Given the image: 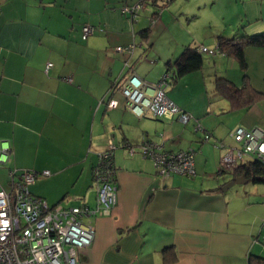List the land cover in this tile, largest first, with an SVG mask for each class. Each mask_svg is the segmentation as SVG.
<instances>
[{
	"label": "crops",
	"instance_id": "1",
	"mask_svg": "<svg viewBox=\"0 0 264 264\" xmlns=\"http://www.w3.org/2000/svg\"><path fill=\"white\" fill-rule=\"evenodd\" d=\"M137 1L0 0V140L11 146L0 168L49 170L29 185L33 195L49 206L94 208L93 166L112 139L116 204L84 218L94 238L77 264H247L250 253L264 256V182L247 179L222 190L239 174L217 172L220 158L210 142L231 143L237 125L264 129V95L251 101L252 93L243 92L238 101L249 102L232 106L213 93L214 77L241 88L247 75L264 92V47L245 48L244 70L218 52L170 85L166 95L192 116L185 123L137 117L120 86L132 73L157 82L186 44L214 48L218 35L264 32V0H170L152 16L163 1L156 0L128 20L120 7ZM84 24L94 26L92 36L81 37ZM161 30L171 36L156 47L149 34ZM129 44L131 54L114 50ZM109 96L115 108L107 107ZM195 120L211 133L209 141L194 130ZM145 141L160 150L193 147L195 174L160 177L141 154ZM166 245L175 251L169 262Z\"/></svg>",
	"mask_w": 264,
	"mask_h": 264
},
{
	"label": "built area",
	"instance_id": "2",
	"mask_svg": "<svg viewBox=\"0 0 264 264\" xmlns=\"http://www.w3.org/2000/svg\"><path fill=\"white\" fill-rule=\"evenodd\" d=\"M156 0H139L131 5L121 7V12L135 19L145 3ZM169 0H165L168 2ZM161 10V5H159ZM160 10L157 12L160 13ZM95 28L84 24L81 37L93 34ZM133 44L116 46L115 51L131 54ZM200 50L213 53L214 50L200 46ZM51 62L45 64L44 70L50 68ZM163 76V75H162ZM70 80V78H65ZM168 81L148 82L135 73L129 74L120 86L127 108L137 117L151 114L155 117L171 118L175 116L180 122L190 120L191 115L180 109L167 95ZM118 101L112 97L107 100L108 108H115ZM194 130L202 132V141L211 139L195 120ZM231 143L222 140L212 142L213 147H224L220 157L218 173H233L249 167L251 161L264 164V129L254 127L247 129L235 126L229 132ZM115 144L109 139L107 147L99 153L93 166L92 177L96 189V206L87 205L63 207L60 204L49 206L47 202L31 193L29 185L39 174L48 175L49 170L7 171L8 187L0 185V264H77L78 253L91 245L94 228L84 218L95 212L109 213L116 204L117 186L114 181L112 163ZM130 151L132 146H128ZM141 154L150 159L160 177L171 174L193 176L195 174V149L188 147L178 151L160 150L158 145L145 141L140 146ZM11 154L8 140H0V165L5 164ZM260 228L264 229V218L260 219Z\"/></svg>",
	"mask_w": 264,
	"mask_h": 264
},
{
	"label": "trees",
	"instance_id": "3",
	"mask_svg": "<svg viewBox=\"0 0 264 264\" xmlns=\"http://www.w3.org/2000/svg\"><path fill=\"white\" fill-rule=\"evenodd\" d=\"M170 1V0H169ZM168 1V2H169ZM162 8L168 3L165 0L162 1ZM160 10V12H161ZM158 15L159 12L154 11L152 16ZM147 29L142 30L140 34L142 37H147ZM200 46L205 45H194V44H186L182 47L179 54L173 59L165 62V71L163 76L159 79H166L168 81V85L174 84L179 77L182 75L199 70L202 68L203 62L205 59L203 58V53H208L213 55L217 52L224 53L228 56H232L236 59L239 67L244 70L247 66L246 58L244 54V50L247 47H264V32H256V33H245L244 31L239 33L236 36L226 37L223 35H218L216 38V46L212 48L214 50L213 53L208 51H202L199 49ZM208 49H211L208 46H205ZM158 80V81H159ZM243 85L241 88L236 87L229 79L222 76L214 77V90L213 93L223 96L228 99L232 106H236L238 104L248 103L249 100H241L238 101V95L250 91L252 96L250 100L252 101L254 98L264 95V92L257 91L253 89L251 84L249 83L248 76H243ZM110 98V96L108 97ZM108 100V99H107ZM148 114V113H147ZM146 115V114H145ZM151 115V114H149ZM144 116V115H143ZM153 116V115H152ZM142 117V116H140ZM155 117V116H154ZM202 133V132H201ZM202 135V134H201ZM112 140V139H111ZM109 141V140H108ZM108 144V143H107ZM234 176L236 174L244 175L246 179H250L254 182H264V164L259 161H251L249 163V167L243 170H235L233 172ZM182 175V174H181ZM236 177V176H235ZM162 255L164 262H169L174 259L175 251L172 245H166L162 248ZM247 264H264V256L250 253L248 255V263Z\"/></svg>",
	"mask_w": 264,
	"mask_h": 264
},
{
	"label": "rangeland",
	"instance_id": "4",
	"mask_svg": "<svg viewBox=\"0 0 264 264\" xmlns=\"http://www.w3.org/2000/svg\"><path fill=\"white\" fill-rule=\"evenodd\" d=\"M159 1V0H158ZM148 3H150L149 1H147ZM163 3V2H162ZM161 4V3H160ZM147 3H145V5H144V7H142L139 11H138V14H145V9L147 8ZM121 8V7H120ZM118 10H119V8H118ZM156 10H160V7H159V4H157V8H156ZM122 14V13H121ZM140 14V15H141ZM122 15H124V14H122ZM124 16H126L127 18H128V20H131V18L128 16V15H124ZM94 33V32H93ZM93 34H91V35H89L88 37H90V36H92ZM149 36H150V38H154L155 40H154V43H155V46L156 47H160V46H162L164 43H165V41L171 36V33H170V30H161V31H155V32H153V34H152V32L149 34ZM210 45V44H209ZM213 45V44H212ZM211 45V46H212ZM212 47H215V46H212ZM218 53V52H217ZM216 53V54H217ZM203 58L206 60V59H211L212 58V55H210V54H208V53H203ZM170 85H168V87H169ZM198 121V120H197ZM200 135H201V132H200ZM229 139V138H228ZM230 141V139L229 140H227L226 142H229ZM205 143V142H204ZM210 145L212 146V141L210 142ZM212 148H213V150H214V152H215V154L218 156V158H220V156L223 154V152H224V147H213L212 146ZM219 161H220V159H219ZM220 167V162L218 163V168ZM225 174H227V172H225ZM7 171L4 169V168H0V183L1 184H3L5 187L4 188H7L8 187V184H7ZM0 184V185H1Z\"/></svg>",
	"mask_w": 264,
	"mask_h": 264
},
{
	"label": "water",
	"instance_id": "5",
	"mask_svg": "<svg viewBox=\"0 0 264 264\" xmlns=\"http://www.w3.org/2000/svg\"><path fill=\"white\" fill-rule=\"evenodd\" d=\"M247 179L244 177V175H239L234 177L232 180H230L229 182H227L223 187L222 190L227 189L229 186H231L233 183H243L246 182Z\"/></svg>",
	"mask_w": 264,
	"mask_h": 264
},
{
	"label": "clouds",
	"instance_id": "6",
	"mask_svg": "<svg viewBox=\"0 0 264 264\" xmlns=\"http://www.w3.org/2000/svg\"><path fill=\"white\" fill-rule=\"evenodd\" d=\"M125 100V99H124ZM106 103H107V101H106ZM192 117V116H191ZM233 129V128H232ZM196 131V130H195ZM201 132V131H200ZM211 134V133H210ZM203 142H206V141H203ZM231 142H232V140H231ZM226 144H229V143H226ZM221 157V156H220ZM225 173V172H224ZM242 175V174H241ZM245 177V176H244Z\"/></svg>",
	"mask_w": 264,
	"mask_h": 264
}]
</instances>
